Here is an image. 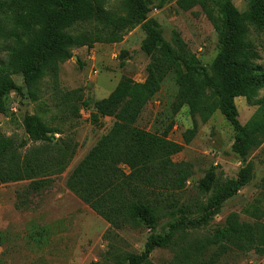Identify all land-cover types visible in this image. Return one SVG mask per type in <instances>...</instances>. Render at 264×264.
I'll use <instances>...</instances> for the list:
<instances>
[{"label": "trees", "instance_id": "16d2710c", "mask_svg": "<svg viewBox=\"0 0 264 264\" xmlns=\"http://www.w3.org/2000/svg\"><path fill=\"white\" fill-rule=\"evenodd\" d=\"M105 1L0 0V51L8 54L7 60L0 58V111L4 109L2 100L12 91L22 93L11 79L12 74L25 78L29 94L36 101L35 89L45 77L53 79L57 87L58 67L72 59V50L122 43L141 26L147 34L143 52L150 59L147 78L144 83H137L123 77L108 98L90 108L94 111L93 124L98 125L103 118H111L114 123L73 170L67 187L109 225V231L140 227L153 230L162 219H170L169 231L163 236L152 235L142 254L123 253L113 243L102 257L107 264H153L150 255L155 249L175 251L176 234L184 222L174 219L189 212L186 206L179 207L176 197L193 172L188 164L174 162L183 146L169 139L173 124L156 135L138 128V120L161 91L166 78L175 74L179 91L172 114L175 116L188 107L194 120V129L184 136L186 145L197 134L198 122L206 124L220 110L239 131L236 154L246 161L261 148L264 97L258 96L264 88V72L255 67L258 55L249 36L252 30L264 31V0H251L250 13L245 18L239 16L228 0L199 3L211 22L215 21L217 10L222 16V25L215 26L221 51L208 68L200 66L179 33L174 32L167 42L150 27L151 8L167 0H123L120 15L104 10ZM192 1L176 3L181 10L188 11ZM238 98L258 107L244 128L236 120L234 102ZM73 101L67 102L70 111L75 105ZM83 107L89 108L84 103ZM80 112L79 108L73 115L79 117ZM24 127L33 143L27 152L19 151L12 138L0 133V186L26 182L29 192L40 193L67 171L76 157L78 144L72 139L52 142L49 136L61 132L47 128L35 117H27ZM243 183L222 180L210 171L199 182L198 189L202 195H215L209 202L215 208L232 198ZM44 232L37 226L30 227V240L40 244ZM3 246L4 238L0 235V248ZM253 250L264 254V222H242L237 215H231L224 229L183 250L171 264H218L229 252Z\"/></svg>", "mask_w": 264, "mask_h": 264}, {"label": "rangeland", "instance_id": "374dc122", "mask_svg": "<svg viewBox=\"0 0 264 264\" xmlns=\"http://www.w3.org/2000/svg\"><path fill=\"white\" fill-rule=\"evenodd\" d=\"M122 1L106 0L103 9L120 15ZM177 1L157 2L148 15L150 27L159 31L167 42L174 32L179 33L200 66L208 68L221 51L215 27L222 25L220 10L215 12V21L211 22L200 7L203 0L192 1L188 11L181 10ZM228 1L241 18L250 13L251 0ZM146 38V32L139 26L122 43L72 50V59L58 67L57 87L53 79L45 77L35 89L36 101L29 94L25 78L17 73L11 75L22 93L12 91L2 100L0 133L12 138L19 151L27 152L33 143L26 134L24 121L27 117H35L47 128L61 132V135H50L49 140L55 143L72 139L78 144V151L67 171L55 177L51 187L43 192H29L26 182L0 186V235L4 238L0 264H107L102 257L109 244L114 243L123 253L140 255L152 235L163 236L169 231L171 221L168 218L162 219L153 230L140 227L109 231V225L67 187L73 170L114 123L111 118H103L98 125L93 124L94 111L90 108L95 102L108 98L123 77L137 83L145 82L150 63L142 48ZM249 42L258 55L255 67L264 72V31L252 30ZM0 58L7 60L8 54L0 51ZM178 91L177 76L171 74L163 82L161 91L144 108L137 123L138 128L156 135H161L173 124L169 139L183 146L174 162L188 164L193 172L176 197L179 207L186 206L189 212L174 219L184 222V227L176 234L175 251L155 249L150 255L153 264H171L183 250L224 229L231 215H237L242 222H264V145L246 161L236 154L234 147L239 131L220 110L206 124L198 122L197 134L186 145L184 136L194 129V120L188 107L175 116L172 114ZM70 93L74 95L69 96ZM263 97L264 88L258 99ZM68 101L75 103L71 111ZM83 103L89 107L87 110ZM234 104L236 120L244 128L258 107L245 98L236 99ZM79 108L81 112L76 117L73 114ZM210 171L222 180L244 182L232 198L215 208L209 203L215 195H202L198 189L199 182ZM33 226L45 230L40 244L30 240V227ZM218 264H264V254L255 250L229 252Z\"/></svg>", "mask_w": 264, "mask_h": 264}]
</instances>
